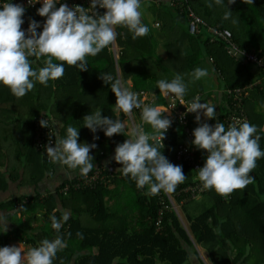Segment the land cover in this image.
<instances>
[{
    "label": "trees",
    "instance_id": "obj_1",
    "mask_svg": "<svg viewBox=\"0 0 264 264\" xmlns=\"http://www.w3.org/2000/svg\"><path fill=\"white\" fill-rule=\"evenodd\" d=\"M209 2L210 0H176L172 6L170 0H162L150 7L153 17L151 25L159 23L157 28L167 39L165 59L158 56L156 42L150 33L133 39L126 27L117 26V59L109 46L97 56L87 57V71H79L65 64L64 76L49 81L47 86L37 82L34 89L24 97H0V107L7 105L9 114L18 117L15 124H20L22 116L20 111L16 112L15 106L20 105L27 111L28 116L19 131L23 140L20 138L17 148L20 154L24 152L33 158L42 159L40 167L43 171L31 169L35 184L42 179V172L51 167L33 146L35 121L39 118H49L53 122L55 118L59 121L62 137L66 136L68 127H77L78 143L97 145L89 153L94 158V168L89 173L96 169L102 157L99 167L106 164L104 160L115 150L117 144L127 139L126 133L108 137L101 130L93 134L83 126L82 118L97 111H101L104 117H116L113 111L115 94L111 91V86L101 79V75L106 73L122 80L127 87V82L130 81L129 88L134 92L146 90L154 93L155 102L152 106L165 105L166 99L156 86L158 80L170 81L176 74H181L188 82L190 74L197 67L211 66L218 80L222 79L230 89L262 79V87L258 85L250 93L244 100V107L249 123L256 125L258 129L260 147L264 150V113L261 111L264 106V68H258L253 63H242L228 53L230 43H233L241 50L264 56V0H253L252 4L243 3L242 0L227 4L225 0L226 6L232 11V18L237 20L236 24L231 19H223L226 11L224 7L214 3L209 7ZM38 8L39 6L25 9L23 19L26 25L30 20L43 24L45 17L37 14ZM189 8L203 21L196 34L189 32ZM209 28L228 29L232 34L230 43L221 37L212 36ZM41 30L42 27L37 29L38 32ZM30 60L36 70L44 66L43 58L31 57ZM253 66L259 70V79L252 71ZM203 89V78L189 83V91L184 98L192 100L200 96ZM227 113L228 111L222 116V122ZM53 125L56 131L55 122ZM8 131H13L12 127ZM146 131L152 133L153 129L147 124ZM180 132L183 133L181 126L171 124L161 149L170 162L176 161L182 166L187 176L184 183L169 193L177 203L186 196L182 192L184 188L200 182L197 170L176 159L178 145L182 144L179 141ZM94 136L98 139H94ZM58 139L57 134L55 140ZM2 148L9 152L7 147L0 145V151ZM104 156L107 157L104 159ZM0 158L5 161L7 156L0 152ZM196 158L199 159L197 152ZM1 160L0 163H3ZM199 163L202 167L200 159ZM108 167L115 170L108 182L76 190L70 188L67 195L61 193L67 183L76 182L83 176L79 172V175L60 183L54 191L42 193L35 188L31 194H15L0 203V210H6L7 219H16L11 227H15V235L20 242L27 245L38 247L44 239L52 240L58 235L62 236L66 247L57 253L53 264H195L190 258V250L194 249V245L205 250V257L210 264H253L249 262L253 253L258 258L254 264H264V158L257 161L250 173L255 177L254 183L245 189L236 190L228 197L220 196L214 190L204 192L212 200V206L186 226L175 211L162 209L161 200L168 203L163 192L161 195L151 196L147 186L138 189L130 177L122 174L120 164ZM5 189L0 188V191ZM54 209L70 213L69 220L59 233L51 226L50 216ZM161 210V229L157 230L156 221ZM40 215L43 217L41 226L32 228L31 220ZM55 215L60 218L61 211H56ZM78 233L83 234V239ZM7 245V236L1 235L0 247ZM199 262L204 264L200 260Z\"/></svg>",
    "mask_w": 264,
    "mask_h": 264
},
{
    "label": "clouds",
    "instance_id": "obj_2",
    "mask_svg": "<svg viewBox=\"0 0 264 264\" xmlns=\"http://www.w3.org/2000/svg\"><path fill=\"white\" fill-rule=\"evenodd\" d=\"M242 2L252 4L253 0ZM27 3H40L37 14L45 17V20L42 25L39 21L30 20L24 30L21 26L25 22V7L11 0H0V84L8 87L17 98L31 92L37 82L47 86L49 81L62 78L65 64L79 71H87V57L97 56L116 41L117 26L126 27L133 39L149 34L148 26L142 21V0H90L88 10L81 6L69 7L60 0H27ZM213 3L226 9L224 20L231 19L236 24L237 20L232 18V11L226 6L225 0H210L209 7ZM233 3L235 0H227V4ZM97 6L105 9L103 14L96 13ZM41 27L42 30L38 32L37 29ZM230 54L237 60L243 52L240 47H234ZM31 57L43 58L44 66L34 69ZM208 72L207 68L197 67L190 74L188 82L183 75L176 74L170 81L158 80L156 86L165 97L173 96L185 105L183 98L189 91V83L205 78ZM101 79L111 86L115 94L113 111L116 117H104L101 111H97L83 117V126L93 134L101 130L108 137L113 134L125 135L126 124L119 118L120 114L131 115L134 109L142 108L141 119L151 126L153 132H145L143 125L132 128L128 131L127 139L115 147L112 159L121 165L122 174L130 177L138 189L147 186L149 195L156 196L162 191L174 192L187 176L182 166L172 164L161 149L172 123L162 113L176 104L167 107L142 105L138 93L125 86L122 80L107 73L101 75ZM200 101V97L196 96L186 107L187 112L195 113L194 120L198 124L193 129L191 143L207 154L203 166L197 169V178L204 189L228 197L236 190H243L254 183L255 177L250 173L257 161L264 158V150L260 147L261 137L256 125L248 121L229 124L227 127L219 121L214 125L200 123L201 113L205 118L215 120L217 117L214 104ZM40 125L49 127V122L42 119ZM78 137V128L68 127L64 138L56 140L54 146H45L46 156L53 163L68 169H79L80 174L86 176L94 168L90 150L97 145L78 143ZM94 139L98 137L94 136ZM56 211H61L60 218L55 215ZM7 216L0 212V233L7 231ZM69 218L68 211L54 209L50 216L52 228L59 233ZM77 235L83 239L82 233ZM65 247L66 242L60 235L52 240L44 239L38 247L27 252L20 245L3 246L0 247V264H53L57 253Z\"/></svg>",
    "mask_w": 264,
    "mask_h": 264
},
{
    "label": "crops",
    "instance_id": "obj_3",
    "mask_svg": "<svg viewBox=\"0 0 264 264\" xmlns=\"http://www.w3.org/2000/svg\"><path fill=\"white\" fill-rule=\"evenodd\" d=\"M150 5L147 6L144 2V0H142V7H141V12H142V21L143 23L148 26L149 28V33L151 34L152 39L156 42V52L158 54L159 57L165 59L167 57V53H166V44H167V39L165 37V35L160 32L158 30V28L156 26L151 25L152 21H150L149 23V16H148V12L150 13ZM150 24V25H149ZM155 25V24H154ZM207 69L209 70L208 72V76H206L205 78H203V92L202 94L199 96L200 99L202 101H200L201 103L203 102H210L212 104H214L216 106V112H217V117L215 120L210 119V118H205L202 113H201V119H200V123H208L210 125H214L217 121L222 122V116L224 115V113L226 111H228V101L225 95V89L227 88V86L224 84L223 80L221 79L218 80L217 78V74L215 72H213L211 66L208 65ZM252 71L254 72L255 76L259 77V70H257L254 66L252 67ZM128 87L131 86V82L128 81ZM5 95L11 96L13 95L11 93V91L9 90L8 87L6 86H1L0 85V97L3 99H5ZM4 101V100H2ZM167 101L165 100V105L164 107H167ZM263 109V113H264V106L261 108V111ZM9 110L7 105L0 107V145L5 146L8 148L9 152L6 151V149H1V153L5 154L7 156V158L5 159V161H2L1 158L0 160L3 163H0V188H6L5 190L0 191V203L8 200L9 198L14 197L15 194L19 195V194H28V193H33L35 191V188H37L38 191L44 193L47 190L49 191H54L56 189V187L62 183L64 180L66 179H71L73 178L75 175H79L78 171L79 169L76 170H71L68 169L66 166L64 165H60V164H56L53 163L52 161L50 163H48L49 165H51L50 169L48 167V171H46V169L44 170L43 173V177L42 179H40V181L35 184L34 183V178L31 177V169H37V170H42L43 168L40 167L41 166V158H36V157H32V155L30 154H20L19 149L17 148L19 142L21 140H23L21 138L20 134V130H22V125L23 123H25V118L28 116L27 111L22 109V106L20 107V105H16L15 106V110L20 111L21 115L20 116V124H15L14 121H17L18 117H15L14 115H10L9 114ZM164 116H169L170 114V110L168 109L167 112L162 113ZM194 116L195 113L192 114V116L190 117V127L193 131V129H195L198 124L197 122L194 120ZM54 122H55V127H56V132L58 134V138H64L61 136L60 134V130H61V124L59 123V121H56L55 118ZM83 119V118H82ZM12 127L13 131H8V128ZM77 128V127H76ZM131 130V129H130ZM183 130V129H182ZM16 131V132H15ZM22 133V132H21ZM126 133V132H125ZM128 135V134H127ZM21 138V140H20ZM179 141L181 143H184L186 145H188L189 147L193 148L200 159L201 163H204L205 157H206V152L205 150L202 149H197L194 145H192L191 141H189L188 139H186V137L184 136V134L182 132H180L179 135ZM6 151V152H5ZM103 152V151H101ZM20 154V155H19ZM107 156H104V159ZM103 161V157L102 159L98 162L99 164ZM109 161L108 157L104 160V163H107ZM25 167H24V164ZM174 165H179L176 161L171 162ZM99 164L97 165L99 167ZM103 165V164H102ZM96 166V168H98ZM101 166V165H100ZM35 175V174H34ZM206 191H208L206 189ZM205 197H209L208 194H202L201 197L198 199L199 201H203L202 204H205L204 198ZM210 202V204H206L208 205L207 207H203L202 209H199L197 212H195L194 214L190 215L185 213L183 219L180 218L181 222L183 223V225H188L190 223V221L195 218L197 215H199L200 213H202L206 208L212 206V200H208ZM191 202V201H189ZM187 202V203H189ZM184 203L181 207L183 208L185 206ZM0 212H3L4 214L6 213V210H0ZM20 215H18L19 217ZM40 217H42L40 215ZM40 217H33V219L31 220V227L32 228H38L39 226H41V224H39V221L43 220V218ZM11 221V222H10ZM23 222L25 221V219L22 220ZM16 223V219L11 218V220L8 221L7 223V231L6 233H0L1 235H6L8 238V245L7 246H21L25 252H27L29 249L34 248L32 245H27L23 242H20L19 237H17L15 235V227H11V225ZM23 231V229H22ZM22 233L20 232V235ZM190 240L192 241V236L190 235ZM194 249L197 252L198 255H193L191 253L190 250V258L191 261L195 264H200L199 260L201 261L200 257L201 254L200 252L203 254H205V250L198 246V245H194ZM200 256V257H199ZM198 257V258H196ZM202 258V257H201Z\"/></svg>",
    "mask_w": 264,
    "mask_h": 264
},
{
    "label": "built area",
    "instance_id": "obj_4",
    "mask_svg": "<svg viewBox=\"0 0 264 264\" xmlns=\"http://www.w3.org/2000/svg\"><path fill=\"white\" fill-rule=\"evenodd\" d=\"M152 5L159 4L162 0H149ZM14 4H21L25 7V9L33 8V7H41L40 3H36L35 5H29L27 3V0H11ZM61 3H66L69 7L73 6H81L85 7L86 10L90 6V0H60ZM176 0H170V4L173 6L175 5ZM57 7H59V4H57ZM97 14H103L105 9L97 8L95 9ZM188 17L190 19L189 23V32L191 34H196L199 32V28L201 25H203V21L200 17H198L190 8L188 9ZM156 27L159 26V23L155 24ZM22 29L26 30L28 25L25 23L21 26ZM209 31L211 32L212 36L214 37H221L222 39H225L227 42H229L231 38V32L228 29H220V28H209ZM230 43V42H229ZM231 49L230 51L236 47L235 44L230 43ZM110 50L114 53L115 58H118L117 55V47L116 42H114L112 45H110ZM243 55L239 57L237 60L241 61L242 63L248 62L255 64L258 68H264V56H260L258 53L248 52L246 50H242ZM231 55V54H230ZM232 57H235L234 55H231ZM236 58V57H235ZM262 79L256 80L253 83L246 84L242 87H236L234 89L226 88L225 89V95L228 101V113L223 119V123L227 127L229 124L237 123L240 121H249L248 115L246 113V109L244 107V100L248 98L250 93L256 89L258 85L262 87ZM139 95V99L142 102V105L148 104L153 105L155 102V95L152 92L146 91V90H139L136 91ZM163 97L166 99L168 106L175 105V107L169 108L170 114L168 118L172 121L171 124L179 125L183 129L184 136L186 139L191 141L193 139L192 136V129L190 127V117L193 113L187 112L186 107L192 100H187L183 98V102L185 105L180 104V100L174 98L173 96H167ZM141 109H134L133 113L131 115H128L129 121L132 125V128L143 125V129L145 132L147 124L143 123L141 119ZM49 122V127H42L40 125V121L42 118H39L35 121V135L33 137V146L36 151H38L44 158L46 159V162L50 163L51 160L46 156V145L47 146H54L55 143V137L57 135L56 131H54V122L53 120L49 118H45ZM148 133V132H147ZM114 149L108 155L109 161L106 164H103L102 166L96 168L92 173L87 174L86 176H82L76 180V182H70L67 183L62 189L61 193L64 195H67L70 188L73 189H80L83 187H94L98 183L101 182H108L110 180V177L113 176L115 170L112 168L110 169L108 166L113 165L116 166L117 163L112 159L114 155ZM101 154H104V152H101ZM176 159L177 161L185 164L188 167H192L194 170H197L200 167L199 159L196 158V151L189 147L188 145L182 143L178 145L177 151H176ZM121 177L123 175H120ZM163 192V191H162ZM183 193L186 194L184 199H182L178 204H174L172 202V197L169 193L163 192L164 196H166L168 203L165 200H161V204L163 206L162 209H172L175 211V213L180 218L179 210L178 208L188 202L197 200L201 197V195L206 192V189L203 188L201 182H197L193 185H190L182 190ZM159 195H161L159 193ZM174 200V199H173ZM162 213L163 210L159 212V216L156 221V228L157 230L161 229V221H162Z\"/></svg>",
    "mask_w": 264,
    "mask_h": 264
},
{
    "label": "rangeland",
    "instance_id": "obj_5",
    "mask_svg": "<svg viewBox=\"0 0 264 264\" xmlns=\"http://www.w3.org/2000/svg\"><path fill=\"white\" fill-rule=\"evenodd\" d=\"M144 2H145V4L147 5V6H152V4H151V2L149 1V0H144ZM148 16H149V23H150V21H152V19H153V17H152V15L148 12ZM262 112H263V109H262ZM121 120H124V122H125V124H126V134H128V131H130V129H132V125H131V123H130V121H129V118H128V115H124L123 113H121L120 114V117H119ZM208 200H210V197H205L204 198V201H205V204H202V202L203 201H199L198 199L197 200H193V201H191V202H189V203H187V204H185V206L182 208H178V210H179V214H180V218H182L183 219V217H184V215H185V213H187V214H190V215H192V214H194L195 212H197L199 209H202L203 207H207L208 205H206V204H210V202L208 201ZM172 202L174 203V204H178L175 200H173L172 199ZM40 218H43V217H40ZM42 222H43V220H41V221H39V224H42ZM184 226H186L185 224H184ZM191 253L193 254V255H198L197 254V252L194 250V249H192L191 250ZM200 254H201V257H200V259H201V261L204 263V264H210L209 262H208V259H207V257H205V254H204V256H203V254L200 252ZM197 258V257H196ZM255 259H258L257 258V255H255L254 253H253V255L251 256V258L249 259L250 261V263H253L254 264V262H255ZM212 264V263H211Z\"/></svg>",
    "mask_w": 264,
    "mask_h": 264
}]
</instances>
